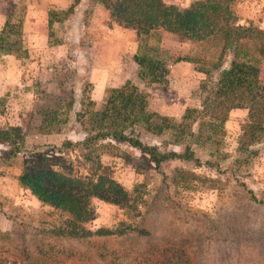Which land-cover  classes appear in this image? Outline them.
Returning a JSON list of instances; mask_svg holds the SVG:
<instances>
[{
    "label": "rangeland",
    "instance_id": "obj_1",
    "mask_svg": "<svg viewBox=\"0 0 264 264\" xmlns=\"http://www.w3.org/2000/svg\"><path fill=\"white\" fill-rule=\"evenodd\" d=\"M195 1L169 5L183 10ZM225 5L230 25L264 28V0ZM89 23L66 11L53 14L47 43L25 61L27 68L39 62L41 71H27L24 82L12 87L20 100H10L11 91L0 97V131L9 136L0 140V264H133L147 250L169 251V264H183L184 258L192 264H264V131L258 124L254 132L247 129L246 104L226 111L227 99L216 93L219 60L227 59L222 68L235 60L223 34L191 41L160 27L137 36L133 57L162 60L165 81L140 77L139 64L131 67L124 58L122 70L109 73L113 86L102 90L87 52ZM58 44L66 45L65 55L53 51ZM243 47L250 51L252 42ZM250 52L264 72V56ZM126 80L147 94L150 114L177 126L159 135L138 127L142 141L161 152L184 154L189 147L191 159L157 163L112 138L86 144L108 90ZM180 129L186 134L177 143ZM23 175L40 176L45 186L54 175L75 183L105 179L127 199L118 204L91 196V215L79 223L90 234L73 237L72 214L23 186Z\"/></svg>",
    "mask_w": 264,
    "mask_h": 264
},
{
    "label": "trees",
    "instance_id": "obj_2",
    "mask_svg": "<svg viewBox=\"0 0 264 264\" xmlns=\"http://www.w3.org/2000/svg\"><path fill=\"white\" fill-rule=\"evenodd\" d=\"M80 1L75 0L72 7L66 11L72 15L74 20L77 18L86 23L95 6L103 4L115 22L126 28L134 29L138 37L147 36L160 27L191 41H204L209 36L222 33L224 47L233 52L235 60L231 61L227 68H222L223 62H227L225 58L219 60L217 64L219 77L216 93L222 94L224 100L227 99L226 103H220H224L222 107L226 111L234 103L246 104L249 114L247 129L254 132L258 124L264 131V72L258 65L259 60L250 52L257 51L260 56H264V28L253 25L251 22H246V24L234 22L230 25V17L227 16L229 8L225 3L228 5L232 0H197L183 10L167 4L164 0H87L83 4H80ZM79 4L81 6H78ZM50 24H52V15ZM247 41L252 42L253 45L250 51L244 50L243 47L244 42ZM238 57L241 58L237 60ZM134 59L141 67L140 77L146 78L147 73L151 75L153 82L165 81L163 69L165 64L162 60L139 55H135ZM104 100V108L93 120L96 124L93 132L86 138L87 145L96 140L112 138L116 141L128 142L133 147L147 152L150 158L157 163L174 158H192L193 150L189 147H186L187 152L184 154L176 151L161 152L157 146L142 141L138 127L159 135L164 128L175 129L174 127L177 126L166 122L165 117L155 113L150 114L147 110V94L140 91L131 80H126L121 87L110 88ZM176 132L175 142L180 143L186 130L180 129ZM8 138L6 132L0 131V140ZM30 177L23 175L20 179L21 184L30 188L40 199L55 203L64 211L72 214L75 220H71V227L69 226L68 231L73 237L90 234V231L79 226V223L87 220L91 215L88 210L91 196H99L106 201L118 204L127 199L121 187L105 179L97 183L82 181L75 183L71 180L62 181L60 177L54 175L53 181L45 186L40 183V176H36L34 180ZM107 182L109 186L105 189ZM249 192L251 197L257 200L255 192L253 190ZM147 251L138 258H134L133 264H169L171 261L172 256L169 251L164 250L161 255ZM181 252L185 254V251L181 250ZM184 259L183 264H192L190 260Z\"/></svg>",
    "mask_w": 264,
    "mask_h": 264
},
{
    "label": "crops",
    "instance_id": "obj_3",
    "mask_svg": "<svg viewBox=\"0 0 264 264\" xmlns=\"http://www.w3.org/2000/svg\"><path fill=\"white\" fill-rule=\"evenodd\" d=\"M86 1L81 0L80 4ZM165 1L184 7L189 6L191 2ZM74 3L75 0H0V97L9 95L13 86L21 85L27 71H41L39 62L27 68V56L34 57L42 48V43H47L49 35L45 32L50 25L51 15L56 16L58 12L69 10ZM80 4L78 6H81ZM87 37V52L95 62L93 71L100 74L96 88L103 90L113 86L109 83V73L114 68L122 70L124 58L131 67L133 61L138 64L133 57V46L137 43L136 31L115 22L103 4L95 6L88 24ZM65 47V44H58L52 49L55 52L59 49L60 56L65 55ZM127 77H133V71ZM11 92L10 100H20Z\"/></svg>",
    "mask_w": 264,
    "mask_h": 264
}]
</instances>
